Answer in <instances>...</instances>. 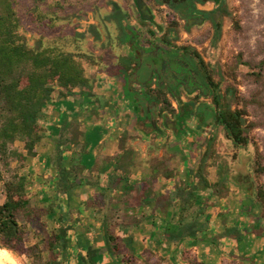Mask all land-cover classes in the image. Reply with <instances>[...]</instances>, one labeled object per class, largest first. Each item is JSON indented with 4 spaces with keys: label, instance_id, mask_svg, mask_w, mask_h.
I'll return each mask as SVG.
<instances>
[{
    "label": "crops",
    "instance_id": "crops-1",
    "mask_svg": "<svg viewBox=\"0 0 264 264\" xmlns=\"http://www.w3.org/2000/svg\"><path fill=\"white\" fill-rule=\"evenodd\" d=\"M84 68L85 76L93 83L91 93L76 88L73 94L61 97L54 91L39 120L43 132L35 155L23 164H15L18 173L26 177L28 194L37 203L50 202L56 194L58 158L65 167L79 162L78 185L62 199L73 211L82 212L81 235L93 246H104L97 217L98 211H109L117 213L120 224L114 231L134 264H223L227 260L264 264V249L254 257L247 249V241L254 236L264 243L263 214L260 209L255 216L254 199L248 196L244 173H230L220 166L224 144H215L213 156L193 154L191 137L185 128V135L179 136L172 116L163 118L175 124L166 125L158 117V122L150 123L143 88L131 83L136 90L131 99H138L140 106L132 110L136 119L133 125V118L128 116L134 101L127 104L120 98L116 78L98 65L84 63ZM180 99L185 101V96ZM172 105L178 110L179 104L173 99ZM150 107L155 108L154 104ZM72 126L82 132L77 146L65 141ZM124 134L129 136L124 146L132 151L123 160L126 171L116 169L122 157L119 137ZM206 146V142L200 146L201 153ZM158 162H163V167L154 168ZM165 169L172 176H164ZM204 179L209 184L218 183L220 193ZM148 188L151 194L136 199ZM181 190L190 194L182 196ZM2 200L3 195L0 203ZM84 207L87 212H83ZM215 209L220 214H215ZM233 227L241 233L238 240L236 232L224 235L227 228ZM28 240L38 241L33 233ZM125 242H132L134 253H129ZM94 262L113 264L106 254L95 256ZM86 264H90L88 260Z\"/></svg>",
    "mask_w": 264,
    "mask_h": 264
},
{
    "label": "trees",
    "instance_id": "trees-1",
    "mask_svg": "<svg viewBox=\"0 0 264 264\" xmlns=\"http://www.w3.org/2000/svg\"><path fill=\"white\" fill-rule=\"evenodd\" d=\"M31 1L33 2L31 10L48 28L46 32L59 30L56 25L57 18L52 14L57 9L63 8V0H57L54 4L48 0H0V181L3 195L0 203V242L14 249L24 264H86L87 260L90 264H95L94 257L104 254L109 255L113 264H134L132 257L122 250L121 240L115 234L114 229L120 224L116 212L98 211L97 219L101 223L103 247H95L88 239H83L81 235L83 225L79 217V213L82 212L73 211L69 203L62 199L63 196H69L71 189L78 185L79 162L71 167H65L60 163L61 158H58L60 161L57 163L58 178L54 182L56 194L52 196L50 202L41 201L39 203L28 194L26 177L18 173L15 165L16 163L23 164L27 157L35 155L36 146L43 132L39 120L45 115L44 107L54 91H57L61 97L73 94L76 88L91 93L93 83L85 76L84 61L98 65L100 70L116 78L120 88V98L126 100L127 104L132 100L131 97H134L136 90L125 80L123 74L133 72L138 58L133 55L124 56L120 49L121 45L127 43L122 15L119 14L118 17L113 15L120 29L119 52L116 54L111 49L105 56H96L93 49L91 54L82 52L78 44L76 48H66L70 43L77 42L76 36L72 38L62 30H59L53 39H47L45 42V36L42 35L33 45H30L28 38L20 32L21 24L17 5L22 3L28 10L30 8L27 2ZM42 5L47 7L45 11L40 8ZM238 30L236 28V31ZM97 37H99L98 33ZM242 63L249 65V61ZM254 66L260 71L254 74L261 78L264 59ZM204 86L207 91L205 95L211 98V124L220 126L223 135L231 140L234 146L245 147L248 143V128L250 127L245 124L246 109L248 105L259 103V99L255 96L242 97L239 101V98L230 91L229 99L228 92H221L218 84L208 82L204 83ZM142 95L147 102L154 104L156 117L172 116L177 121L179 133L185 134L181 119L194 111L198 96L195 99H189L182 106L179 105L176 110L172 105V99L178 98V92L174 93L168 85L147 83L143 87ZM232 100H235L237 105L242 103V107H233ZM132 101L134 105L132 104L133 106L129 108L128 117H132V124L136 125L132 110L134 107L140 109V106L138 99L133 98ZM180 108H185L188 113L185 115L179 110ZM206 111L207 109L202 110L203 119L201 120L204 123L208 118ZM150 113L154 114L153 110H150ZM153 123L155 124L154 121ZM81 135L82 132L78 126H72L65 141L77 146L81 144ZM128 137L127 134L119 137L122 157L117 160L116 169L122 171H126L124 158L132 153L130 148L124 146ZM216 140L217 137L214 135L208 140L204 137L199 143H196L195 138H189L195 147L193 154L203 156L216 154L214 148ZM17 142L22 143L21 148L16 146ZM204 142L207 146L201 153L199 149ZM263 161L264 157L258 153L254 161V172L257 176L264 175ZM200 164L203 165V162ZM163 165V162H158L154 168L163 167ZM163 174L166 177L172 176V172L167 169ZM204 182L213 187L215 192L220 193L217 189L218 183L209 184L205 179ZM127 188L131 189L133 185H127ZM147 190L139 193L136 199L151 194V189ZM186 194L190 192L181 190L182 196ZM256 197L264 209V185L257 187ZM83 212H87V207L83 208ZM215 214H220L217 209H215ZM20 216L23 220H20ZM34 223L39 224L38 229H35ZM231 232L237 233L235 239L238 240L241 233L236 227L227 228L224 235H229ZM30 233L38 239L37 242L32 243L28 240ZM125 247L129 253L135 252L132 242L130 244L125 242ZM223 263L240 264L236 260H227Z\"/></svg>",
    "mask_w": 264,
    "mask_h": 264
},
{
    "label": "rangeland",
    "instance_id": "rangeland-1",
    "mask_svg": "<svg viewBox=\"0 0 264 264\" xmlns=\"http://www.w3.org/2000/svg\"><path fill=\"white\" fill-rule=\"evenodd\" d=\"M56 1L48 0L52 4ZM110 2L111 0H63V8L57 10L55 8L56 11L52 16L57 18L56 25L59 30L66 32L72 38L76 36L77 42L70 43V46L66 48H76L78 44L82 52L91 54L93 49L96 56H105L111 49L116 54L119 52L121 48L115 45L112 38L116 32L115 25L108 17L112 6ZM27 5L30 8L28 10L22 3L17 7L21 24L20 32L28 38L29 44L33 45L42 35L45 36L44 41L55 38L59 30L46 32L48 28L31 10L33 2H27ZM223 6L226 13L221 19V31L217 37L202 34L198 35L197 40L187 39V41L197 43L202 47L205 61L214 73L213 83L220 86L221 92H228L229 99L230 93L236 95L239 101L242 97L255 96L259 99V103L248 105L246 109L245 124L250 127L248 128V143L245 147L234 146L233 142L223 135L221 127L217 125L211 124L206 135L207 140L214 135L217 137L215 144L220 142L224 144V148L221 146L224 151L218 159L220 166L230 173H244L246 176L245 187L249 198L254 199L252 204L255 206L254 212L257 218L260 209L261 213H264L263 206L256 197L257 187L264 185V175L257 176L254 172V161L257 154L260 153L264 157V69L261 71L263 75L260 78L255 75L260 71L254 65L264 59V0H225ZM40 8L44 11L47 9L45 5ZM162 10L166 9L162 8ZM91 25H94L92 29L89 27ZM236 28L241 30L236 31ZM247 61L249 65L242 63ZM201 102L211 103V100L209 97L207 99L204 97ZM231 104L233 107H242V103L237 105L235 100H232ZM206 113H208L207 120L211 121L212 110H207ZM16 146L21 148L22 143L17 142ZM215 150L217 151L216 147ZM1 194L2 183L0 181V201ZM20 220H23L21 216ZM34 226L38 229L39 224L34 223ZM247 249L250 256L254 257L259 250L264 249V243L254 236L247 241ZM19 264H24L21 258H19Z\"/></svg>",
    "mask_w": 264,
    "mask_h": 264
},
{
    "label": "flooded vegetation",
    "instance_id": "flooded-vegetation-1",
    "mask_svg": "<svg viewBox=\"0 0 264 264\" xmlns=\"http://www.w3.org/2000/svg\"><path fill=\"white\" fill-rule=\"evenodd\" d=\"M224 1L111 0L110 2L112 6L108 17L114 23L116 31L112 37L113 41L117 46L120 38V29L113 15L118 17L121 14L127 38V43L121 45L122 54L138 58L133 72L123 74V77L128 83L138 84L141 88L147 83L168 85L174 93L178 92V98L173 100L181 106L189 99L198 96L192 113L186 115L188 111L185 108L179 109L186 115L181 119L186 134L195 138L196 143L206 137L211 125L210 121L204 123L201 120L202 110H210L211 103L201 101L204 97L208 98L205 95L207 91L204 83H213L215 78L205 61L202 47L187 39L197 40L198 35L202 34H211V37L220 34L221 19L226 13ZM89 27L92 29L94 25ZM183 95L187 96L185 101L180 99ZM146 104L155 114H151L149 120L156 123L155 108L150 107L152 104L149 102ZM168 121L162 118V123L166 125L172 122L175 124L174 121H169L170 123ZM183 135L185 134L179 133V136Z\"/></svg>",
    "mask_w": 264,
    "mask_h": 264
},
{
    "label": "clouds",
    "instance_id": "clouds-1",
    "mask_svg": "<svg viewBox=\"0 0 264 264\" xmlns=\"http://www.w3.org/2000/svg\"><path fill=\"white\" fill-rule=\"evenodd\" d=\"M0 264H19V258L14 249L2 242H0Z\"/></svg>",
    "mask_w": 264,
    "mask_h": 264
},
{
    "label": "water",
    "instance_id": "water-1",
    "mask_svg": "<svg viewBox=\"0 0 264 264\" xmlns=\"http://www.w3.org/2000/svg\"><path fill=\"white\" fill-rule=\"evenodd\" d=\"M163 1H165V2H166V1H171V0H163ZM172 1H174V2H175V1H178V0H172Z\"/></svg>",
    "mask_w": 264,
    "mask_h": 264
}]
</instances>
